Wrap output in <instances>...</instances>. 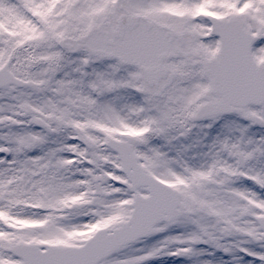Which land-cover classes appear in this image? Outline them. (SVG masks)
Masks as SVG:
<instances>
[{
    "label": "snow or ice",
    "instance_id": "snow-or-ice-1",
    "mask_svg": "<svg viewBox=\"0 0 264 264\" xmlns=\"http://www.w3.org/2000/svg\"><path fill=\"white\" fill-rule=\"evenodd\" d=\"M0 264H264V0H0Z\"/></svg>",
    "mask_w": 264,
    "mask_h": 264
}]
</instances>
